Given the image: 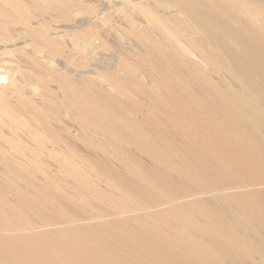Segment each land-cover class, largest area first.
I'll use <instances>...</instances> for the list:
<instances>
[{
	"label": "bare ground",
	"instance_id": "1",
	"mask_svg": "<svg viewBox=\"0 0 264 264\" xmlns=\"http://www.w3.org/2000/svg\"><path fill=\"white\" fill-rule=\"evenodd\" d=\"M0 264H264V0H0Z\"/></svg>",
	"mask_w": 264,
	"mask_h": 264
}]
</instances>
